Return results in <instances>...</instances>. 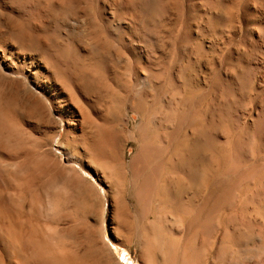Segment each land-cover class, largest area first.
I'll return each mask as SVG.
<instances>
[{"label":"bare ground","instance_id":"obj_1","mask_svg":"<svg viewBox=\"0 0 264 264\" xmlns=\"http://www.w3.org/2000/svg\"><path fill=\"white\" fill-rule=\"evenodd\" d=\"M61 1L0 0V157L9 188L0 196V264H120L105 239L108 211L114 214L111 238L128 247L123 231L133 215L147 220L184 199L193 205L194 188L185 197L190 184L183 178L182 156L184 141L196 131L182 129L184 106L191 105L196 89L214 94L221 84L240 83L242 77L215 58L218 70L203 62V18L214 17L218 26L230 23L226 34L219 26L220 38L215 22L206 30L210 48L219 54L225 50L227 59L248 62L242 46L264 40V0ZM52 5L72 11L61 19L48 12ZM192 13L203 17L197 14L193 21ZM167 20L175 25L173 34L165 29ZM239 35L241 41L235 42ZM25 55L37 66L33 73L17 65ZM224 89L216 90L221 99ZM29 119L49 126L63 122L68 141L54 143L57 132L35 138L26 129L32 126ZM209 195L203 202L210 213ZM23 203L37 215L24 218ZM82 203L89 207L86 243L75 240L81 229L72 218ZM170 229L180 233L178 226ZM190 234L187 221L182 235ZM138 236V264H151V244L146 235ZM59 237L69 242L62 245Z\"/></svg>","mask_w":264,"mask_h":264},{"label":"rangeland","instance_id":"obj_2","mask_svg":"<svg viewBox=\"0 0 264 264\" xmlns=\"http://www.w3.org/2000/svg\"><path fill=\"white\" fill-rule=\"evenodd\" d=\"M60 2L62 1L60 0ZM58 8L60 7H54L52 5L48 8L51 12H48L52 15L54 12V15L56 16L57 14L58 18L65 19V17L68 16L67 13H71L70 11H72L70 8L69 10ZM54 9L57 10L54 11ZM197 14H199V16L202 15L203 17L202 13H196L195 15L192 13V15H194L193 21L194 18L195 20H198L196 17ZM205 16H207V18ZM205 16V18H203L204 20H199H203L208 25L207 27L202 21L204 23H202L203 28H206L204 29L205 32L203 34V37H205V45L203 44L201 54L199 53V55H201L200 57H204L202 58L204 63H208L209 65L213 64L211 67L215 68H217V66L214 62V58L219 60L223 65V69H232L234 73L237 74V77L242 75V79L240 78V83L239 81L235 82L233 80V83L230 82L228 85L227 83H225L226 85L221 84L220 88H226L223 87V85L228 87L223 90V94L225 92L226 94L224 95L226 96L224 97L222 94V99L218 96L219 94L217 91L220 90V88L217 86V89L214 90V94H212V92L210 94L208 90L201 91L200 89H196V93H194V97L190 102L191 105L188 104L184 106L185 112H183L181 117L182 129L186 130L189 128L190 130L196 131L194 133V138L192 137L194 141L192 138H187L184 141L183 145L185 150H183L184 155L182 156L184 166L183 178L190 184L187 191L189 193H187L188 195L186 194L187 196L185 197L189 198L193 194V191H196V193L193 194L196 199L193 205L190 206L189 203H185L186 200L184 199V204L172 211L165 213L163 210L153 215L154 217L149 214L147 220L146 217L139 213L133 215L128 231H123L121 229L127 237L129 236L128 239L130 242L128 243V247L119 245L120 242L116 243L114 242V239L111 238L112 233L108 230V227L110 226L114 214L113 212L108 211L106 218L104 219L107 237L105 239L111 246L112 253L120 264H138L137 256L139 255V250L142 245L138 235H142L143 237L146 235V239H148L151 244V264H264V40L262 43L257 44L259 46L255 44L254 46H248V44L246 45L247 48H245L246 46H242V49L245 50L248 55V62L241 58L239 59L240 61L242 60L240 62L238 59L234 58L235 56L227 59L228 56H226V54L224 55V52H226L225 50H221L222 52L219 54L218 51L214 50L212 47L210 48L209 41L212 39L211 36L209 40L207 39L210 34L208 35L206 30L214 26L216 31L215 36L216 38H220L222 34L219 32L222 31V33L224 32L223 34H226V31L229 29L228 24L230 23H221L219 25L222 26L220 27V31L219 26L216 24L217 20L212 16V19L209 15ZM169 21L170 20L164 22L165 29L168 31L172 30L173 34V28L175 25L171 26L172 24H169ZM239 24L242 27L244 26V22L242 21H240ZM168 36L169 35L165 34V37L169 38ZM235 38L234 41L239 42L241 41L242 36L239 35ZM257 47L258 49H256ZM204 49H206V53L204 52ZM207 50L210 51V54H208L209 52H207ZM212 53L215 57L213 55L211 56ZM210 56L212 57V60L210 59ZM221 58L223 61L225 60L224 62L228 64L227 66L224 65L225 63ZM22 59L23 62L21 61V63L16 64L25 66L26 73H33L37 66L29 64L30 57L25 55ZM236 60L238 63H236ZM231 61H234V63ZM8 62V58L7 60L5 58V62H2V66L7 67L9 65ZM234 66H236V68H234ZM246 68L247 70H245ZM209 97H212L210 100L212 102V107L214 108L212 109L214 112L211 114L212 121H210V116L208 115L210 114V111L207 112ZM29 121L32 122V126H28L26 129L28 131L32 130V132H30L35 138H38L39 140L48 139V137L58 134V137L56 136L54 138V143L59 140H63L64 142L67 140V138L64 137L65 126L63 122L60 124H50L49 126L45 120H41V122L37 124L34 119H29ZM39 124L41 125L39 126ZM62 124L63 127L61 126ZM46 126L48 128H46ZM55 132L57 133L55 134ZM131 152L132 149L127 152V156H129ZM4 168V160L0 157L1 197H5L4 192L9 190L6 184L5 172L3 173ZM192 173L194 174L192 175ZM193 188L194 190L191 193L190 191ZM210 193L212 195L211 199L214 202V207L209 213L206 203L209 200ZM19 201H22V199ZM128 201L131 204L135 202V200H131V198H128ZM203 201H206V203ZM106 205H108V203ZM105 207L109 210V206ZM25 209L28 208L23 203L21 206V212L24 218L34 214L37 215L35 209H30V211ZM88 213V204L82 203L79 207L77 206V210L74 212V216H72V218H74L73 220H75V224L73 223L74 226H79L81 229V233L75 234L76 241L87 242L86 237L88 235L86 234L87 226L85 224L89 222ZM44 215L45 214L42 212V219H44ZM57 217L58 216H55L54 219H58ZM170 217H173L176 220L175 224L171 221ZM187 221L190 222L192 234L183 236L182 230ZM148 223L150 224L148 225ZM170 226H178L181 235L180 233L177 235L174 234L170 229ZM137 230L140 232L137 233ZM53 233L58 235L55 233V230ZM118 237H120V235H118ZM59 238L63 243L62 245H64L65 242H69V240L65 238ZM70 241L74 240L70 239ZM224 251L228 255L225 254ZM207 254L209 255L207 256Z\"/></svg>","mask_w":264,"mask_h":264}]
</instances>
